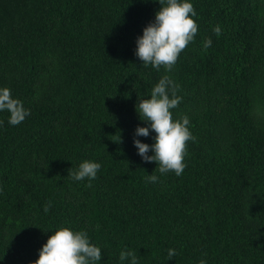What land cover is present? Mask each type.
Segmentation results:
<instances>
[{
  "label": "trees",
  "instance_id": "trees-1",
  "mask_svg": "<svg viewBox=\"0 0 264 264\" xmlns=\"http://www.w3.org/2000/svg\"><path fill=\"white\" fill-rule=\"evenodd\" d=\"M192 3L198 31L166 73L135 55L159 0H0V87L30 109L18 125L0 112V264H32L59 227L86 231L97 264H128L121 250L138 264H264V0ZM164 74L195 137L180 176L133 144L135 105ZM84 159L97 176L71 179Z\"/></svg>",
  "mask_w": 264,
  "mask_h": 264
},
{
  "label": "clouds",
  "instance_id": "clouds-1",
  "mask_svg": "<svg viewBox=\"0 0 264 264\" xmlns=\"http://www.w3.org/2000/svg\"><path fill=\"white\" fill-rule=\"evenodd\" d=\"M161 7L155 13V19L149 22L136 38L135 55L142 61L143 66L149 64L156 69L163 66L170 72L177 59L191 42L198 31V24L194 19L197 12L192 0H159ZM213 31L221 34L219 24ZM212 45L211 38L202 41L203 48ZM180 85L174 79L164 74L151 89L150 95L141 97L135 105L136 111L146 126L137 125L133 144L138 154L145 162H156L159 172L165 174L174 172L176 176L183 174L186 167V145L189 140H195L190 130V119L183 115L173 118L174 109L182 97L177 94ZM7 111L8 123L18 125L30 115L19 98L14 97L11 89L0 87V112ZM3 121L0 120V125ZM154 132V142L149 144L138 137H148ZM151 150L152 154L149 155ZM101 163L84 159L78 166L68 170V176L75 181L87 178L89 181L97 176ZM146 182L156 183L159 177L153 172L145 177ZM50 208L45 204L44 211ZM176 249H168V257H175ZM119 259L128 264H138V258L132 250H121ZM102 260V249L91 242L86 231L73 230L71 227H59L48 237L46 243L39 249L38 258L32 264H97ZM198 264H207L200 259Z\"/></svg>",
  "mask_w": 264,
  "mask_h": 264
}]
</instances>
